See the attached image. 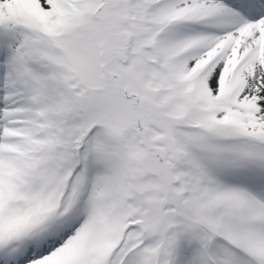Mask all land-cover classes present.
<instances>
[{"label": "snow or ice", "instance_id": "snow-or-ice-1", "mask_svg": "<svg viewBox=\"0 0 264 264\" xmlns=\"http://www.w3.org/2000/svg\"><path fill=\"white\" fill-rule=\"evenodd\" d=\"M0 264H264V0H0Z\"/></svg>", "mask_w": 264, "mask_h": 264}]
</instances>
